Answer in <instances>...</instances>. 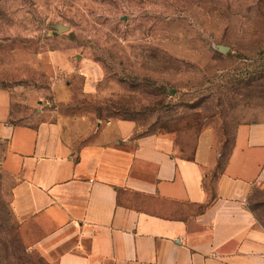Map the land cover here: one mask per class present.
Returning a JSON list of instances; mask_svg holds the SVG:
<instances>
[{
  "label": "rangeland",
  "instance_id": "obj_1",
  "mask_svg": "<svg viewBox=\"0 0 264 264\" xmlns=\"http://www.w3.org/2000/svg\"><path fill=\"white\" fill-rule=\"evenodd\" d=\"M0 87L23 123L128 118L184 155L212 128L221 169L237 127L264 122V0H0ZM7 150L0 264H47L12 210ZM250 206L264 225V182Z\"/></svg>",
  "mask_w": 264,
  "mask_h": 264
},
{
  "label": "crops",
  "instance_id": "obj_2",
  "mask_svg": "<svg viewBox=\"0 0 264 264\" xmlns=\"http://www.w3.org/2000/svg\"><path fill=\"white\" fill-rule=\"evenodd\" d=\"M14 103L0 87L12 210L47 264H264L250 206L264 182V122L237 127L220 169L212 128L184 155L170 135H136L131 119L23 123Z\"/></svg>",
  "mask_w": 264,
  "mask_h": 264
},
{
  "label": "water",
  "instance_id": "obj_3",
  "mask_svg": "<svg viewBox=\"0 0 264 264\" xmlns=\"http://www.w3.org/2000/svg\"><path fill=\"white\" fill-rule=\"evenodd\" d=\"M57 29H58L59 32H65V31H67L69 29V27L67 25H65V24H58L57 25ZM228 50H229V47H226V46L221 47V51L223 53H227Z\"/></svg>",
  "mask_w": 264,
  "mask_h": 264
},
{
  "label": "trees",
  "instance_id": "obj_4",
  "mask_svg": "<svg viewBox=\"0 0 264 264\" xmlns=\"http://www.w3.org/2000/svg\"><path fill=\"white\" fill-rule=\"evenodd\" d=\"M124 119H128V118H124ZM131 120H132V119H131ZM230 153H231V151H230ZM230 153H229V154H230ZM228 157H229V155H228ZM227 161H228V158H227V160L225 161L224 166L226 165ZM222 168H223V167H222Z\"/></svg>",
  "mask_w": 264,
  "mask_h": 264
}]
</instances>
